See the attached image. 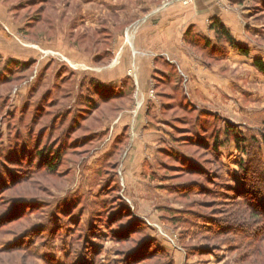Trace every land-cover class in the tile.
<instances>
[{
  "label": "rangeland",
  "instance_id": "374dc122",
  "mask_svg": "<svg viewBox=\"0 0 264 264\" xmlns=\"http://www.w3.org/2000/svg\"><path fill=\"white\" fill-rule=\"evenodd\" d=\"M34 1H41L43 11L33 28L27 24L39 7L32 8L31 0H0V264H70L72 252L85 257L88 247L95 254L88 256L90 264H264V223L251 221L242 199L226 188L238 182L240 160L259 162L264 174V77L253 65L264 63V0L215 2L212 9L237 17L242 42L218 20L207 22L216 44L201 38L210 42L208 50L195 47V36L183 35L191 56L208 69L203 73L194 60L188 72L167 53L135 43L141 30L155 29L153 21L164 10L197 13L200 0ZM216 23L247 55L217 39L211 29ZM155 56L162 57L161 65L153 64ZM119 57L129 95L95 111L91 129L107 130L105 138L67 147L68 163L60 171L70 167V174L54 177L41 170L26 179L27 167L14 150L23 141L14 136H26L29 123L19 122L16 113L9 127L8 115L26 103L37 74L47 66L41 88L54 89L57 73L73 71L78 84L82 77H99ZM136 57L151 73L145 90L135 83ZM30 62L26 72L16 65ZM151 103L168 122L165 141L136 130ZM201 128L218 136L216 152L209 153ZM9 172L17 176L7 185ZM34 202L39 208L23 210ZM123 204L130 213L120 217ZM133 217L145 224L138 234L129 225ZM100 218L91 239L86 229ZM48 221L58 232L38 234ZM24 232L33 234L25 239Z\"/></svg>",
  "mask_w": 264,
  "mask_h": 264
},
{
  "label": "trees",
  "instance_id": "16d2710c",
  "mask_svg": "<svg viewBox=\"0 0 264 264\" xmlns=\"http://www.w3.org/2000/svg\"><path fill=\"white\" fill-rule=\"evenodd\" d=\"M31 2H33V5L31 6L32 8L41 5V1H39L37 4H34V0H31ZM37 11L38 13L36 19L34 22H29L27 24L28 27L41 24V13L43 10L39 7ZM211 29L215 30L217 39L223 40L233 48L237 49L241 54L247 55V50L237 47L234 40L224 27L219 26L216 23V25L211 26ZM191 40H193V44H195L196 48H202L206 50L210 49V42L201 40L197 37H193ZM209 51L211 52V50ZM8 62V66H12L14 63L12 60H9ZM16 65L21 72H26L33 67L34 63H19ZM253 65L256 70L264 77V63L261 60H256L254 61ZM46 67L40 71L39 74H37L36 82L29 90L26 103L22 106L21 110L15 111L14 113L8 115L9 127H12V122L16 113H19V122L22 121L23 124L29 123L26 136H20L21 131H19V134L16 132L14 136L16 138L18 135L23 141H21L22 143L20 146L14 150L17 152L15 156L18 157L17 159H19L20 165L27 167L24 171L27 173L25 176L26 179H29L30 177L32 178L37 172L41 170H44L46 174L54 177L64 175V173L70 174V167L65 172L60 171L62 170V167L68 163H66V160L68 159L66 155L68 148L76 149L78 147H84L86 144L103 140V138H105L107 135V130L92 131L91 126L94 127L95 123L97 122L95 116H93L95 111H98L104 104L118 103V101H120L122 98L129 95L125 92V87L127 84L124 83L120 85L114 84L106 86L101 85L98 81L90 77H82L78 80V84H76V75L71 70L66 71V76H62L61 73H57L54 89L52 88L42 90L41 87L46 80L45 74L48 72ZM8 73L11 74V70L8 71ZM3 78L0 77V81ZM8 81L9 80L6 81L7 84L9 83ZM40 90H42L41 95ZM65 91L66 93H64ZM34 96L35 101H33ZM183 100L186 102L184 98ZM165 108H167V106H165ZM181 109L183 112L187 111V109L183 110L184 108L182 107ZM201 129V134H203L205 137L204 141H207L206 145L208 147L209 153L210 151L216 152L218 147H220L218 136L213 133L214 131H212L208 136V131L204 130L205 128ZM226 133L229 134L230 130H227ZM210 142H212V144ZM234 143L236 144L237 149H240V143L236 140H234ZM192 144L197 146L199 145L198 142L191 143V145ZM9 160H11L10 156L7 161ZM252 166L254 169H251ZM20 174L21 173L18 175ZM15 175V173L13 175L11 172H9L7 176L11 180H7V185L14 182L13 180L15 178L12 180V177ZM221 178L223 177L221 176ZM252 178L253 180L251 181L250 179ZM2 182L3 180L0 179V184H2ZM226 188L230 194L242 199L245 210L248 212L251 221H259V223H264V174L259 171V162L257 163L255 161L246 163L240 160L238 162V182L233 186H226ZM16 203L18 202L14 201L12 205H16ZM123 205L120 206V210L122 209L120 211L122 216L120 217H124V215L130 213L129 208H127L126 205ZM39 206V202H34L30 203V205L26 207L22 206V208H24L23 210H25L27 207L29 209H37ZM70 222L73 223L72 221ZM98 222H103V220L100 218L94 222L91 221L89 224L92 225H89L86 229V232H88L87 235H90L91 239L94 237L93 229H95L96 225H98ZM129 223V225L136 227L135 233L137 234L141 232L145 225L141 220L134 217L133 220L129 221ZM78 224L80 223H73V225L77 227ZM94 224L96 225L94 226ZM44 225L46 226L41 227V230L37 232L38 234L46 232L55 234L58 232V230L53 232V230L51 231L49 229L50 221L45 222ZM211 227L207 229H210L211 231ZM223 231H225L224 227L220 228L219 233ZM29 233L30 232L23 233L25 239H28L29 236H32L33 233ZM88 248L85 251V253H87V256L85 255V257L81 251L72 252L71 255H74L75 260H73L70 264H90L91 260L88 258V256L95 254L91 251V248ZM152 253H157V250H152ZM77 254H82V257L80 255L79 258V255Z\"/></svg>",
  "mask_w": 264,
  "mask_h": 264
},
{
  "label": "crops",
  "instance_id": "0c3cea01",
  "mask_svg": "<svg viewBox=\"0 0 264 264\" xmlns=\"http://www.w3.org/2000/svg\"><path fill=\"white\" fill-rule=\"evenodd\" d=\"M216 1L217 0H200L203 4L199 6L197 13L194 12L192 14H189L188 11H184L181 8L171 11L164 10V12H162L163 15L153 21L155 24L154 30L147 27L140 31L135 40L136 45L138 48L143 47L151 49L154 47L155 49H158L156 53H167L169 56L174 57L182 68L188 72L192 71L190 66H192V62L194 60L195 63L199 65V73H203L204 70L208 69L204 67L201 61L191 56L185 45V41H183V35L190 33L192 36L200 39L206 38L215 45L216 43L214 41L213 33L209 30L207 22L211 20H218L221 25H223L230 32L235 41H244L242 26L237 20V17L232 12L227 13L221 12L217 8H215V10L212 9L217 7L215 5ZM129 36L131 35L128 34L127 42L130 45H133V37L131 36V40L129 42ZM155 57L156 58L153 61V64L161 65L160 62H162V57ZM119 59L120 57L116 59L113 65L106 70L107 72L105 71L99 77H94L92 75L89 77L98 81L101 85L107 86L122 84L127 76L124 73L122 61H119ZM131 60H133V64L135 66L134 78L136 86L138 85L141 89L143 88L142 90H145L151 73L149 72L147 74L148 71L144 67V60L137 57ZM153 71L157 73L159 70L153 69ZM195 74L197 73H193V78L198 76ZM162 75L163 77H168L167 74ZM144 118H139V122L136 125L137 132L139 134H143V136L147 137V139L149 138V140L158 139L160 142L165 141V137L170 135L167 131L168 122L165 118H163L156 103L149 104ZM121 136L122 135L120 133L116 135L118 138H121Z\"/></svg>",
  "mask_w": 264,
  "mask_h": 264
},
{
  "label": "bare ground",
  "instance_id": "6f19581e",
  "mask_svg": "<svg viewBox=\"0 0 264 264\" xmlns=\"http://www.w3.org/2000/svg\"><path fill=\"white\" fill-rule=\"evenodd\" d=\"M128 40H129V42H130V40H131V36L128 37Z\"/></svg>",
  "mask_w": 264,
  "mask_h": 264
}]
</instances>
